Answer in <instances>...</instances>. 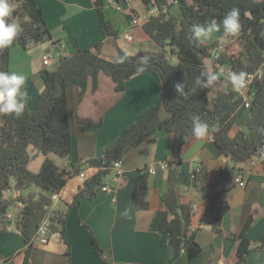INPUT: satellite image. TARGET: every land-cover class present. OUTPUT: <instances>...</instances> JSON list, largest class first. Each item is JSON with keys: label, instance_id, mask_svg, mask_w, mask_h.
<instances>
[{"label": "trees", "instance_id": "1", "mask_svg": "<svg viewBox=\"0 0 264 264\" xmlns=\"http://www.w3.org/2000/svg\"><path fill=\"white\" fill-rule=\"evenodd\" d=\"M104 0H95L98 15V26L104 37L117 38L118 29L104 16ZM148 11L151 5L157 9L142 21L145 33L162 48L169 47V53L141 52L128 54L118 50V55L108 60L100 56V44L92 47H81L74 41L72 52L60 55L51 67L41 70L43 89L37 95L32 107H27L24 115L16 119L11 115L0 113V235H6V212L13 201L4 197L7 188L20 190L23 206L15 213L13 224L17 227L27 244L25 253L29 254L35 243L30 242L38 225L46 214V207L51 204V195L59 193L67 183L69 172L58 166L49 154L60 158L67 157L72 150L70 109L67 90L74 85L78 88V99L91 88L94 92L99 86V75L104 74L113 83L116 92H123L126 81L146 60L145 71L150 72L159 82L161 104L151 105L141 111L136 120L124 127L116 143L106 149L102 155L88 159V163L98 167L85 185L73 196L65 211L56 209L48 234L61 232L67 213L77 211L81 200L91 198L99 193L104 176L110 172L112 163L122 158L133 147L138 146L157 130H166L173 135L171 144L172 157L168 163L166 191L163 198L164 211L158 223L159 233L172 247V256L166 262L171 264L181 253L186 255L189 263L199 258L202 247L191 232V215L193 208L180 199V186L184 183L182 170L183 160L180 147L188 136H192V115L209 124L208 134L213 136L214 143L221 154L234 164L230 170L220 168L209 180L207 168L196 167L192 177L196 185L206 189L207 203L204 220L211 224L214 231L220 233L224 216L229 210L226 193L237 185L235 177L241 174L236 168L238 163L246 162L253 156L264 154V69L251 83L253 98L249 108H244L243 98L239 91L225 78V85L213 98H209V89H197L192 92L194 79L206 66V59L213 58L214 67L229 66L232 72H255L264 62V0H141ZM13 8L9 22L19 23L23 31L8 48L0 49V71H9L10 49L18 47L29 50L40 43L52 41L50 29L44 20L43 11L35 0H9ZM177 4L180 16L170 12L172 5ZM238 8L241 14L242 28L239 40L242 46L237 55L223 50L218 41L198 45L191 42V26L215 21L220 24L224 15L232 8ZM130 19L131 15H127ZM213 50L216 55H213ZM175 55V63L169 60ZM120 58H124L121 62ZM184 83V94L177 93L174 85ZM162 110L167 114L162 116ZM246 113L247 130H236L231 133L236 121ZM78 121L88 127H98L97 121ZM32 147L43 155L38 170L28 168ZM147 177L140 174L138 185L144 187ZM34 188V189H32ZM137 208H147V203H137ZM79 220V219H78ZM80 221V220H79ZM82 221H80L81 223ZM253 222L248 218L237 235V262L244 261L250 253V239L247 231ZM82 224H84L82 222ZM88 228V227H87ZM48 235V236H49ZM94 252L104 264H111L104 256L90 231ZM47 237L41 239L44 243ZM264 242V233L260 236ZM66 264H70V261Z\"/></svg>", "mask_w": 264, "mask_h": 264}, {"label": "crops", "instance_id": "2", "mask_svg": "<svg viewBox=\"0 0 264 264\" xmlns=\"http://www.w3.org/2000/svg\"><path fill=\"white\" fill-rule=\"evenodd\" d=\"M35 1L43 11L53 40L29 50L20 48L23 51L14 53L18 59L16 64H9V71L27 76V89L31 97L29 107L34 105L44 86L41 70L49 68L43 65V54L48 53L54 57L55 53L63 55L72 52L74 41L81 47H92L101 42L99 54L108 60L114 59L118 50L128 54L170 51L169 47L158 45L143 30L142 21L158 11L156 8L147 11L141 0L103 1L104 16L118 29L115 39L104 37L99 30L95 0ZM127 15H131V18ZM174 15L180 16V11L177 10ZM134 19L137 23L133 22ZM125 34L130 35V38L126 39ZM215 39L204 43H212ZM169 59L173 63L177 61L175 55H169ZM67 96L72 150L67 157L57 162L49 154L58 166L69 172L67 183L59 192L58 208L63 212L87 181L78 177V173L88 164L86 161L102 155L113 146L121 130L133 123L141 111L151 105L161 104L159 82L150 72L132 75L121 93L114 90L108 77L100 74L96 91L88 87L78 99V88L71 85ZM161 114L166 116L167 113L162 110ZM99 118L101 123L98 127H88L78 121H97ZM245 121L246 113L236 121L231 133L239 129L247 130ZM172 140V133L157 130L144 142L130 148L122 157L121 186L116 188L118 184L110 180L112 173L104 177L102 183L109 185L110 190L99 191L96 196L84 198L77 211L70 210L64 222V233H51L44 243L40 237H32L30 241L35 245L29 254L25 253L27 244L19 229L13 228L6 235H0V264H66L68 260L70 264H104L94 252L90 231L111 264H166L172 256V247L159 233L158 223L164 211L163 198L167 185L168 166L162 167V164H168L171 160ZM32 152L40 154L34 149ZM179 153L184 163L182 170L185 180L179 189L180 199L193 208L190 230L202 247V253L191 263L181 253L171 264H264V242H260V236L264 233L263 164L259 161L252 164L246 161L235 165L241 170L240 176L245 184L235 185L227 191L229 210L224 216L221 232L218 233L204 220L207 193L204 187L196 185L192 170L204 166L209 180H213L222 166L231 169L234 164L220 153L211 134L202 139L188 136ZM150 165L154 167L153 173L146 170ZM95 171L96 168L88 170V177ZM142 173L147 177L146 185L139 187V176ZM137 203H147V208H137ZM126 208L131 209L130 218L122 215ZM250 217L253 222L247 236L251 251L244 261L237 262V241L233 235L239 233Z\"/></svg>", "mask_w": 264, "mask_h": 264}, {"label": "clouds", "instance_id": "3", "mask_svg": "<svg viewBox=\"0 0 264 264\" xmlns=\"http://www.w3.org/2000/svg\"><path fill=\"white\" fill-rule=\"evenodd\" d=\"M12 11H13V8L11 7L9 0H0V49H5V48H8L10 45H12L13 41L23 31V29L19 23L9 22V20L7 19L11 16ZM221 26L223 28V34L225 36L237 35L242 28L240 10L238 8H235V7L232 8L231 10H229L224 15L220 25H218L215 21L206 22L205 24H193L191 26V30H190L191 35H190L189 39L191 42H194L197 45L201 42L212 40L214 37V34L220 31ZM53 59H54V62H55V60H57V58H54V57H53ZM120 59L122 62L124 58H120ZM51 66L52 65L46 66V67H51ZM146 66H147V61L145 60L141 66L137 67L136 70L138 72H143V71H145ZM215 67H217V66H215ZM222 68H224V67H222ZM245 79H246V73L245 72L241 71V72L237 73V72H232L231 70H229V72H228V82L233 86V88L239 89V88L243 87L244 83H245ZM217 81H218V75H217L216 71L211 66H206L195 77L194 86L191 89V91L194 93V92H196L197 89L212 88L215 86ZM26 82H27V76L23 73H18L15 71H8V72L0 71V113L11 115L16 119H19L24 115L25 110L28 107L29 101L31 99L29 91L27 89V83ZM174 87H175V90L177 93L184 94V83H183V81L175 84ZM225 88H227V84L225 85ZM191 121H192V133H193V135L196 136L197 138H201V139L206 137L208 134V130H209V124L207 122L203 121L199 115H195V114L192 115ZM262 155L264 156V154H262ZM119 159H122V158H119ZM247 161H249V160H247ZM122 164H123V161H122ZM262 164L264 166V163H262ZM89 165L92 166L93 168H96V171H97L98 167L93 166L91 164H89ZM167 166H168V164H167ZM224 167H226V166H224ZM110 168H111V166H110ZM222 168H223V166H222ZM146 170H147V167H146ZM229 170H230V168H229ZM94 173H92V175ZM244 183H245V180H244ZM237 185H240V184L237 183ZM99 189H100V187H99ZM99 191H101V190H99ZM53 194H55V193H53ZM57 194L59 195V193H57ZM51 202H52V200H51ZM59 203H60V197H59V201L56 205V209L58 208ZM56 209H55V217H56ZM130 212H131V209L126 208L123 211L122 215L126 218H130L129 217ZM7 224H8V221H7ZM13 228H17V227H15V225L12 222V228L11 229H13ZM7 229H8V227H7ZM11 229H8V230L10 231ZM61 233H62V231H61ZM48 235L49 234L46 235L47 238H48ZM35 236L36 235L34 233L32 235V237H35ZM37 237H39V236H37ZM41 239H44V238H41Z\"/></svg>", "mask_w": 264, "mask_h": 264}, {"label": "built area", "instance_id": "4", "mask_svg": "<svg viewBox=\"0 0 264 264\" xmlns=\"http://www.w3.org/2000/svg\"><path fill=\"white\" fill-rule=\"evenodd\" d=\"M42 62L44 66H50L54 63V59L50 54L45 53L42 56ZM216 66L219 68V71L223 73L225 78L228 79V72L230 70L229 66L225 68H222L219 65H216ZM263 69H264V62L260 65V67L255 72L247 73L244 86L237 89V91H239V93L241 94L243 98L242 105L245 108H248L250 106V101L253 98V94H254L253 90H251V83L253 82L256 76L259 77L261 75V72ZM257 161L264 163V156L262 154H259L258 156H253L252 158L249 159V162L251 164ZM162 167H167V164L166 163L162 164ZM91 168L93 167L90 166L89 164H86L85 169L78 173V177L82 180H87L89 178L87 171L90 170ZM223 168L225 170H229L228 167H223ZM110 169H111L110 172L104 177H108L109 174L112 173L113 175L110 176L109 178L110 180L118 184L116 185V188H118L123 183L122 159H118L114 161ZM147 171L153 173L154 172L153 165L148 166ZM235 182H237L240 185L245 184L244 179L241 178L239 175L235 177ZM100 190L103 192H107L110 190V187L107 184H102L100 186ZM20 193H21L20 190L16 189L15 187L7 188L4 191V197L9 198L13 201V204L9 207L8 211L6 212V219L8 221V224H7L8 229L12 228V222L15 217V212L19 211L21 207L23 206V203L20 200ZM51 200H52L51 204L46 207L47 211H46L45 216L43 217L42 221L40 222V224L38 225L35 231V235L41 238H45L46 235L48 234L49 227L52 224V219L55 217V209L59 201V195L57 193L53 194L51 196Z\"/></svg>", "mask_w": 264, "mask_h": 264}, {"label": "rangeland", "instance_id": "5", "mask_svg": "<svg viewBox=\"0 0 264 264\" xmlns=\"http://www.w3.org/2000/svg\"><path fill=\"white\" fill-rule=\"evenodd\" d=\"M152 8V7H151ZM180 11L179 10V7L177 5H173L171 6L170 8V12L173 16H175L174 14L176 13V11ZM177 17V16H176ZM134 23H137V20L134 19L133 20ZM220 25V24H218ZM130 34V33H129ZM126 39L130 38V35L126 34L124 36ZM217 38V39H215ZM213 39H215L216 41H218L220 44V46L222 47L223 50H226L227 53L229 54H232V55H237L238 52L240 51L241 49V46H242V43L243 41L242 40H239V35H235V36H225L223 34V28L221 26L220 28V31L215 33L214 34V37ZM212 39V40H213ZM211 40L209 41H204V42H210ZM43 43H48V41L46 42H43ZM43 43H40V44H43ZM39 44V45H40ZM210 44V43H209ZM17 51H23L21 50L20 48L18 47H13L10 49V58H9V64H13L15 65L16 62H17V57L14 56V53L17 52ZM216 51L213 50V55H216ZM55 58H58V54L55 53L54 55ZM170 60V59H169ZM171 61V60H170ZM20 63V61L18 62V64ZM206 64L208 66H211L217 73L218 75V81L217 83L215 84L214 87L212 88H209L208 90V95H209V98H213L215 95H217L220 91L223 90L224 86H225V76L223 75L222 72L219 71V68L218 67H214V64H213V58L212 59H206ZM36 66V63L34 64ZM221 68V67H220ZM104 75V74H102ZM105 76V75H104ZM107 77V76H105ZM33 151V148L30 147L28 149V152L30 153V161L28 163V168L32 171H36L39 169L40 165H41V162H42V159H43V155L42 154H36V152H32ZM51 158L57 162L59 161L61 158L54 155V154H51ZM227 167V166H226ZM61 204H64L63 202Z\"/></svg>", "mask_w": 264, "mask_h": 264}, {"label": "water", "instance_id": "6", "mask_svg": "<svg viewBox=\"0 0 264 264\" xmlns=\"http://www.w3.org/2000/svg\"><path fill=\"white\" fill-rule=\"evenodd\" d=\"M152 8H154L152 5H151ZM37 152H39V150H37ZM62 233H64V229L62 230Z\"/></svg>", "mask_w": 264, "mask_h": 264}]
</instances>
